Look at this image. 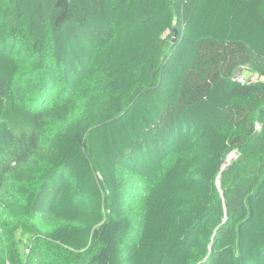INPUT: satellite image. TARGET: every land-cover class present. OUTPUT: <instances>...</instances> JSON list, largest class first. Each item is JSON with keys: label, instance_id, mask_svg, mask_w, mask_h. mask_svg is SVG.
<instances>
[{"label": "trees", "instance_id": "obj_1", "mask_svg": "<svg viewBox=\"0 0 264 264\" xmlns=\"http://www.w3.org/2000/svg\"><path fill=\"white\" fill-rule=\"evenodd\" d=\"M241 68L264 0H0V264H264Z\"/></svg>", "mask_w": 264, "mask_h": 264}, {"label": "rangeland", "instance_id": "obj_2", "mask_svg": "<svg viewBox=\"0 0 264 264\" xmlns=\"http://www.w3.org/2000/svg\"><path fill=\"white\" fill-rule=\"evenodd\" d=\"M242 74L246 77H248V79H251L252 77H256L257 80L260 79L261 80H264V76H258L255 72H250V70H247V69H244ZM236 153H233L232 156H229V158L227 160L231 161V160H234L236 158ZM17 237H18V240L20 242V249L22 252H26L27 250V245H28V242L31 238V234L29 233H24L22 230L18 232L17 234Z\"/></svg>", "mask_w": 264, "mask_h": 264}, {"label": "built area", "instance_id": "obj_3", "mask_svg": "<svg viewBox=\"0 0 264 264\" xmlns=\"http://www.w3.org/2000/svg\"><path fill=\"white\" fill-rule=\"evenodd\" d=\"M245 68H241L239 69L238 71H236L235 75H234V80L237 81V82H240V83H247V82H250V81H256L257 78L256 77H252L251 79H248V77L244 76L242 74L243 70ZM262 126L261 124H257V129L258 130H261Z\"/></svg>", "mask_w": 264, "mask_h": 264}, {"label": "water", "instance_id": "obj_4", "mask_svg": "<svg viewBox=\"0 0 264 264\" xmlns=\"http://www.w3.org/2000/svg\"><path fill=\"white\" fill-rule=\"evenodd\" d=\"M175 32H176V36H177V33H178V29L177 28H175Z\"/></svg>", "mask_w": 264, "mask_h": 264}, {"label": "crops", "instance_id": "obj_5", "mask_svg": "<svg viewBox=\"0 0 264 264\" xmlns=\"http://www.w3.org/2000/svg\"><path fill=\"white\" fill-rule=\"evenodd\" d=\"M248 70V69H247ZM250 72H252V71H250Z\"/></svg>", "mask_w": 264, "mask_h": 264}]
</instances>
